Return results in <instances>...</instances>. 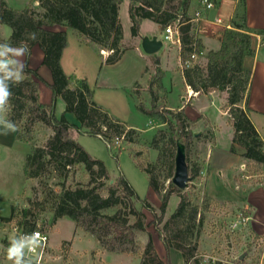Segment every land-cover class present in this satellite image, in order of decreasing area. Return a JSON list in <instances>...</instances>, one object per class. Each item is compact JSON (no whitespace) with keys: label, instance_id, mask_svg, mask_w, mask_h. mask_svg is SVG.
Wrapping results in <instances>:
<instances>
[{"label":"trees","instance_id":"obj_1","mask_svg":"<svg viewBox=\"0 0 264 264\" xmlns=\"http://www.w3.org/2000/svg\"><path fill=\"white\" fill-rule=\"evenodd\" d=\"M34 0H31L33 2ZM41 11L29 5L22 9L11 7L6 0H0V25H7L12 32L6 39L0 41L9 50L15 46L26 49V63L19 66L17 62L6 65L0 71L6 89L12 93L9 102L2 110L1 122L14 126L20 140L32 144L24 165L26 180H39L44 188L43 201H30L29 207L12 205L11 214L3 217L4 221L17 219L16 223L27 229H35L37 220L35 209H44L48 202L52 207L51 224L58 219L70 217L77 227L94 235L103 249L111 252H125L140 257V264H171L168 256L163 259L155 246L153 236L148 233V241L141 248L136 240V233L147 232L146 215L137 207L142 203L154 212L147 199H143L122 175L114 179V183L103 189L107 181L113 179L102 160L94 158L77 141L74 132H84L106 141H114L116 137L124 136L126 142H134L138 131L127 121L114 116L94 98V90L87 79H78L76 85H71L70 77L65 72L61 57L67 46L66 30H51L52 25H62L73 28L81 42L99 49H113V53L105 58L107 64L118 62L127 47L123 43V26L119 16L122 0H39ZM192 0H130V17L132 20V35L140 33L144 19H150L165 26L179 24L181 46L179 56L180 70L186 83L199 94H209L213 91L225 92L226 101L223 110L230 116L233 126L232 145L230 152L236 153V145L244 151L242 156L250 163H259L264 167V139L251 118L252 109L245 105L252 72L245 66V59L254 54V36L246 25L245 10L239 21H234L233 28L222 32L221 47L218 50H208L197 35V23L192 21L189 8ZM30 4V3H29ZM260 33L264 36V30ZM40 45L44 51L43 63L53 75L51 88L54 92V102L45 104L39 96V80L42 77L37 69L28 65L31 49ZM196 52L198 59L189 63L191 55ZM11 56V55H10ZM205 57L206 62L201 63ZM160 61H155V71L150 76L148 92L151 95L152 107L149 109L141 98L140 84L134 88L137 107L157 118L161 124L167 125L154 136L151 146L158 149L157 161L143 158L140 151L133 150L137 166L144 171L150 181L151 188L162 200L161 215L156 223L163 222V217L174 194L181 200L174 213L158 228L159 238L169 252L171 248L182 252L187 262L195 258L198 241H193L195 231L200 232L204 217L200 214L199 205L193 204L185 191L176 186L172 177L175 171V156L179 143L186 147L187 163L193 179L200 175L202 166L189 159V147L197 137L189 129V118L184 107H171L168 104L158 105L160 90L163 88L164 70ZM11 73L12 75H8ZM24 74L22 81H17L15 74ZM137 86V88H136ZM61 97L66 103L67 112H73L79 124L71 123L65 113L60 117L56 114V98ZM245 105V107H243ZM49 127L53 133L43 142L36 143L34 131ZM165 166V172L162 170ZM77 166H82L88 174V180L68 184V179L74 177ZM160 172L170 180L163 192L164 183L160 180ZM263 177L258 183L264 185ZM53 175L60 180L55 185L60 191L50 187L47 176ZM208 208V203L205 206ZM114 209L110 212L109 210ZM217 264H221L218 262Z\"/></svg>","mask_w":264,"mask_h":264},{"label":"rangeland","instance_id":"obj_2","mask_svg":"<svg viewBox=\"0 0 264 264\" xmlns=\"http://www.w3.org/2000/svg\"><path fill=\"white\" fill-rule=\"evenodd\" d=\"M8 1L9 4H11L13 7L15 6L16 8H24L27 4L31 8L38 9V11L42 10L40 4L36 5V1L39 0H34L33 2H31V0ZM243 5L239 14H243ZM129 6L130 0H122L119 9V16L125 35V42L128 43L131 40L136 41L140 52L144 56L149 57L150 54L146 53L142 48V40L146 37L153 38L156 35L162 39H165L166 32L159 27L158 23L150 19H145L141 26L139 35L133 36ZM213 9H215V7L210 9V11H213ZM202 13L204 14L205 11L203 10ZM6 27L9 29L8 26ZM170 43L171 42L169 40H165L163 47L158 51V55L163 57V60H165L164 56H166L165 54ZM200 61L202 64H204L206 62V58L202 57ZM166 63L167 65L165 66L170 68L169 77L168 79H165L164 82L167 86H165L162 81L163 88L160 90V100L158 105L160 106L168 104L171 107L175 106V108H178L176 106L183 102V96L181 97V94L185 93L186 91L181 80V75L179 72L180 68H177L179 61L176 56H171L170 59L166 61ZM171 66H173V68ZM150 67L153 68V74L155 71V62L150 64ZM111 70L113 71L114 75L116 74V77H118L119 80L127 79L128 74H131V76L136 74V78L140 83H143L144 85L147 84V88L141 84L138 86L140 87L142 101L145 103L147 108L150 109L152 107L151 95L148 92V83L152 74H150V76L146 75L145 77H142L141 72L138 73L136 70V65L134 63L127 64V62L119 64L118 66H114L111 68ZM171 81H173L172 84ZM71 85L75 86L76 82L75 84L71 83ZM210 94L211 93H198L196 97L190 98L188 96V88L187 93L184 94L186 101L189 104L188 106L191 107L189 110L190 114L188 115L186 112L189 118V129L193 130L194 133L195 131H201V134L192 140L188 150L189 159L192 161V163L197 161L202 166V170L200 175L197 178L192 179V181L189 183V187L184 190L185 194L188 196V199L191 200L193 204H198L200 207L198 224L200 214H202L204 217L200 232L196 230L193 237L194 242L198 241V248L196 252L213 255L216 254L221 256L225 255V250H229V254H231V251L235 254H241L247 249H251L250 253L247 254V257L250 258L253 264H260L259 259L264 254V225L256 224V220L253 218V209L251 204L243 202L241 199L243 197H240L238 193H245V190L251 189L257 185L262 186V183H258L256 181H260L262 179L264 167L259 163H250L246 159V161H244L241 165L238 164V167L236 168L237 175H235L234 179H231L229 171L223 170V168L219 169L215 167L214 169L212 167L211 173V148L214 143H217L218 131L220 130V143L223 147H227L231 142V136L233 138L234 131L228 112L225 111L228 116H222L220 113L225 102L221 106L220 100L216 99L211 105ZM198 95H201V97L198 100H195ZM243 107H245V105H243ZM61 113L62 112H59V117L63 114ZM211 114L214 115V118H217L216 120L219 122L218 125L215 122L212 123L213 125L211 124ZM1 116H3L2 109H0V118ZM123 120L127 121L135 128H138V135L136 136V140L134 142H126L123 139L121 141L120 147L116 145L110 148L103 139L94 135L75 131L74 137L91 154L92 157L103 161L111 176L113 177L112 180L124 175L130 184L135 188L140 197L147 199L151 203L154 208V212L146 208L142 203H138L137 207L143 210L146 215L145 222L149 224L147 234L153 233L156 239H160L157 225L159 227H163L165 222L176 210L181 197L176 194L170 197L166 213L163 217V222H159L157 224V216L161 215L162 200L159 195L151 188L148 175L137 166V160L132 152L133 150L140 151L143 158L149 159L150 161H157L159 151L158 149L151 146V142L158 131L160 129L166 128L167 125L161 124L157 118L141 111L137 106L133 108V115L131 116L130 120ZM69 121L71 123L79 124V120L74 113L69 116ZM52 133L53 131L51 128L42 127L41 129L34 131L33 136L36 139V143H43ZM236 148V153H239L237 145ZM243 151H240L241 156ZM162 170L165 172L164 165ZM220 171H222L223 174H220ZM164 172H160V180L164 183L162 188L163 192L166 191V187L170 182V180L164 176ZM22 175L23 174H21L20 177ZM20 177L17 175V177L14 178V189L16 188V185H20ZM230 179L232 181H230ZM24 180L25 178L23 175V181ZM81 180L87 181L88 174L82 166H77L76 173L74 177H70L68 179V184H74ZM112 180L107 181V184L102 192L103 195H107L106 188L109 184L114 183ZM35 181V186L27 187L28 194L20 195L21 197L18 198V203H15L18 205V207H29L30 199L35 202L43 201L45 199L46 196L44 194L43 186L40 184L39 180ZM45 181H48L50 187L60 191V187L55 185V183L59 182L60 180L54 179L52 174L47 176ZM228 196H231L230 199H225V197ZM9 198L0 197V242H2L3 238L5 237L3 227L5 222H8L4 221L3 217H7L11 214L12 205L14 204L12 197L11 199ZM207 203L208 208L205 207ZM257 206L261 209H264L263 196L259 197ZM51 207V203L48 202L46 204V208L35 209L34 212L37 223H41L50 231L51 245L61 249L65 263L102 264L101 262L105 261L111 264H140L138 258L135 257L136 255L130 253L111 251H106L104 253L101 252L100 244L97 239L93 235L87 234V232H85L83 229L77 227L76 222L70 217H62L58 219L56 225H52L51 220L53 213ZM109 211L112 212L114 209ZM243 216L250 217V219L247 221V227L244 228L242 232L230 234L229 232L231 231L229 225L235 221H242ZM16 221L17 219H12V222ZM137 233L136 240L140 244L139 240L137 239ZM144 245H141V248ZM101 258H103V261H101ZM0 264L14 263L9 258H0ZM172 264H186L181 251L177 249L173 250Z\"/></svg>","mask_w":264,"mask_h":264},{"label":"crops","instance_id":"obj_3","mask_svg":"<svg viewBox=\"0 0 264 264\" xmlns=\"http://www.w3.org/2000/svg\"><path fill=\"white\" fill-rule=\"evenodd\" d=\"M200 1L201 0L191 1L189 8V14L191 16H194L195 11L201 7ZM214 1L216 2L215 9H213V11L206 10L204 13V16L208 20L197 22L196 32L198 37L202 39V42L206 47V51L218 50L221 47L222 32L227 28L224 25L216 24L214 21L220 18L224 21L225 24L230 23L234 25V21H239L241 19L242 14H239V12L243 4V10H245L246 13L247 28L252 31V34L260 33L261 30H264V0ZM6 2L9 4L8 0H6ZM9 5L12 6L11 4ZM27 6L28 5L26 4L25 7ZM13 8L16 7L14 6ZM144 21L145 19L143 20L142 24L144 23ZM158 25L161 28V25ZM6 26L7 25H0V37L4 39L8 38L12 32L11 28L8 26L9 29H7ZM48 28L57 31H67L68 41L61 57V64L67 75L70 77L71 83L75 84L78 79H87L90 86L94 90L95 100L103 105L107 110H109L111 114L122 119L130 120L131 116L133 115V108L137 106L138 102L133 92L135 85L137 83L141 85L144 84L139 82V80L136 78V74L134 76L128 74L127 79L119 80L118 77H116V74H113V71L111 70L112 67L118 66L119 64L125 62H127V64L134 63L136 65V70L138 71V73L141 72L142 77H145L146 75L150 76V74H152L153 72V68L150 67V64L154 63L156 60H159V64L165 72V76L163 78L164 83L165 79H168L170 71V68H167V66H165L167 65L166 61H168L171 56H176L179 61L177 68L179 69L181 66V59L179 56L180 46L173 43H170V45L168 46L167 52L165 54L166 56H164L165 60H163V57L158 55V52L155 54H150L149 57L144 56L140 52L139 46L136 41L131 40L126 43L124 35L123 43L128 48L118 62L114 64H107L105 62V57L103 56L101 49L96 46H91L81 42L77 35V32L73 28L57 24L49 26ZM253 46L255 48V41L253 43ZM19 49H22L23 51L20 55H16L15 50ZM10 51V63L17 62L19 66H24L27 60L25 47L16 46L11 48ZM43 58L44 51L40 45L36 44L31 49L28 65L31 68L37 69L38 73L42 77V80H39L40 100L45 104H51L54 102V92L51 88V84L53 83V75L50 68L43 63ZM245 66L252 72L251 83L245 105L252 109L251 118L264 139V48H260L259 50L255 49L253 55L246 57ZM171 67L173 68V66ZM179 72L186 91L185 93L181 94V97L183 96V102L176 107H184L187 114L189 115V110L191 109V107L188 106L189 104L187 103L186 97L184 95L187 93L188 84L185 81L182 70L179 69ZM172 83L173 81H171V84ZM144 86L147 88V84H145ZM210 95L211 105L215 102L216 99L220 100L221 106L225 102V93L213 91ZM200 97L201 95H198L195 100H198ZM55 101L57 116L59 115V112H62L65 113V116L69 120V116H71L73 112L65 111V101L61 97H57ZM220 113L222 116H228V114L223 109H221ZM213 116L214 115L211 114V124L215 122L218 125L219 122L216 120L217 118H214ZM13 128L15 127L2 123L0 118V197H10L9 199H11L12 197L14 203H18L17 200L19 197H21L20 195H27V187L35 186L36 181L26 180L24 173L25 160L28 152L31 149V144L26 141L20 140L17 137L16 128L15 131L13 130ZM217 134V143H214L211 148V173L212 167L214 169L215 167L219 169L223 168V170H228L230 178L234 179L235 175H237L236 168L238 167V164L241 165L244 161H246V159L240 154V151H243V148L237 145L239 153L230 152L229 147L232 143V140L227 147H223L220 143V130ZM21 174L24 175V181L23 175L20 177ZM220 174H223L222 171H220ZM17 175H19V177L21 178V182L20 185H16V188L14 189L13 181L14 178L17 177ZM231 179L230 181H232ZM238 195L240 197H243L241 198L243 202L251 204L253 209V218L254 220H256V224L264 225V209H261L257 206L259 197H264L263 185L254 186L251 189L245 190V193H238ZM230 197H225V199H230ZM151 234L153 235L154 243L159 255L163 259H166L169 254L172 264V252L174 249L171 248L169 252H167L163 242L160 239H156L153 233ZM137 239L139 240L141 245H144L148 240L147 232L141 231L137 233ZM2 242H0V245L2 244ZM54 248L59 249L56 247ZM100 248L101 252L103 253L108 251L103 250L101 245ZM135 257L138 258L140 263V257ZM101 261H103V258H101ZM58 262H60V264H67V262L65 263L64 258L61 261H57V263ZM103 262L101 263L111 264L109 262Z\"/></svg>","mask_w":264,"mask_h":264},{"label":"built area","instance_id":"obj_4","mask_svg":"<svg viewBox=\"0 0 264 264\" xmlns=\"http://www.w3.org/2000/svg\"><path fill=\"white\" fill-rule=\"evenodd\" d=\"M240 1V0H237ZM40 2L36 1V5H39ZM201 7L195 11L194 16H192V21L199 22L203 20H208L202 11L210 10L215 7L216 2L214 0H201ZM216 24L224 25L227 28H233V25L228 23L225 24L224 21L220 18L214 21ZM165 40H169L171 43L181 46V36L179 32V24L172 26L168 24L164 28ZM255 41V49L259 50L264 47V36L261 33L253 34ZM113 49H101L103 56L106 58L111 53ZM0 52L4 54L0 56V61L9 58L11 61V56L9 50L3 45L0 41ZM198 54L194 52L191 55L189 63L194 62L198 59ZM199 92L195 91L191 86H188V96L196 97ZM124 139V136L116 137L114 141H106L108 147L112 148L113 146L120 147L121 141ZM250 219L249 216H243L242 221H235L229 225L230 234L242 232L244 228L247 227V221ZM3 232L5 238L0 245V258H9L13 261L14 264H59L57 261H61L63 253L61 249H55L52 247L50 242V231L45 228L41 223H37L35 229H27L24 225H20L16 222L8 221L5 222L3 227ZM19 249L18 255H10L13 250ZM248 251V252H247ZM251 249H247L241 254H235L229 250H225V255H216V254H204L196 252L195 258H198L200 264H253L250 258L247 257V254L250 253ZM245 253V256L242 258V255ZM260 264H264V254L259 259ZM186 264H195L193 260H190Z\"/></svg>","mask_w":264,"mask_h":264},{"label":"water","instance_id":"obj_5","mask_svg":"<svg viewBox=\"0 0 264 264\" xmlns=\"http://www.w3.org/2000/svg\"><path fill=\"white\" fill-rule=\"evenodd\" d=\"M164 45L162 38L154 36L153 38L146 37L142 40V48L148 54L157 53ZM4 65L10 64V59L5 58L1 60ZM201 131H195V135L198 136ZM192 176L189 172V166L187 163L186 147L183 143H179L175 156V171L172 177L173 183L179 188L185 190L189 187V183L192 181ZM114 180H112L113 182ZM245 253L242 255V258ZM29 264V263H28Z\"/></svg>","mask_w":264,"mask_h":264},{"label":"clouds","instance_id":"obj_6","mask_svg":"<svg viewBox=\"0 0 264 264\" xmlns=\"http://www.w3.org/2000/svg\"><path fill=\"white\" fill-rule=\"evenodd\" d=\"M22 49L19 50H15V54L16 55H20L22 53ZM4 53L0 52V56H2ZM6 68V66L3 64L2 61H0V71H4ZM8 75H12L11 73H9ZM16 75V79L17 81H22L24 79V74H15ZM12 96V93H10L7 89L6 86L3 83V80H0V109L3 108V106L9 102V98ZM11 126V125H10ZM13 130L15 131V128H13ZM19 253V249L13 250L10 255H18Z\"/></svg>","mask_w":264,"mask_h":264}]
</instances>
